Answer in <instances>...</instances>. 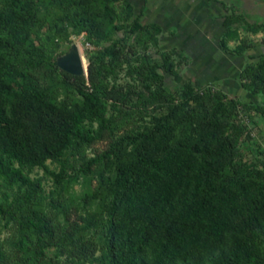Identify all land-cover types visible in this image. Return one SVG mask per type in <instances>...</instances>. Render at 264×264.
<instances>
[{
  "label": "trees",
  "instance_id": "trees-1",
  "mask_svg": "<svg viewBox=\"0 0 264 264\" xmlns=\"http://www.w3.org/2000/svg\"><path fill=\"white\" fill-rule=\"evenodd\" d=\"M118 1L0 0V264H264V168L238 159L247 127L237 120L239 107L264 116V104L191 80L178 99L166 88V74H176L170 55L160 61L121 39L89 56L88 76L55 64L79 102H55L34 76L50 62L33 41L43 10L59 32L68 21L94 45L117 30L157 42L163 27L141 14L116 22ZM128 9L133 15L130 2ZM223 25V46L241 28L264 27L236 12ZM123 72L130 80L120 82ZM241 83L264 96V56L245 66ZM139 120L146 122L114 138ZM104 138L109 147L87 157L86 147ZM36 168L55 189L46 192L31 175ZM79 174L98 183L77 201L65 193ZM8 227L12 235L3 239Z\"/></svg>",
  "mask_w": 264,
  "mask_h": 264
},
{
  "label": "rangeland",
  "instance_id": "rangeland-1",
  "mask_svg": "<svg viewBox=\"0 0 264 264\" xmlns=\"http://www.w3.org/2000/svg\"><path fill=\"white\" fill-rule=\"evenodd\" d=\"M171 2L173 7L178 10V0H167ZM197 1V0H196ZM225 3L223 10H218L214 0L204 1L205 8H210L213 14V21L206 22L200 19L198 22L195 17V23L187 22L178 27L180 31L173 28V23H162L163 30L156 37L157 42L153 39H148V35L126 34L123 30H117L113 33L112 39L100 45H95V49H86L84 43L88 41V35L84 32L76 33L71 27L70 22L66 21L64 28L59 32L52 26L51 20L46 17V11L42 8V20L40 25L33 31V41L37 45H44L50 56V62L35 73L43 85L51 88V96L57 103L67 102L73 104L79 102L81 96L67 84L61 81L60 74L55 69V64L58 65L59 60L75 50L78 47V52L82 57L85 66L89 64V56L96 55L97 50L109 45L112 40L121 39L125 46L131 43L135 45L139 52L148 51L161 61L163 55H170L171 60L175 63L176 74H166V88L168 92L180 98L179 91L182 85L191 80L197 89H211L213 91H221L229 99L236 98L247 105L264 104V96L256 97L252 92L245 90L241 83V72L248 63L255 64L262 56H264V27L259 31L239 29L238 36L228 40L226 46L222 44V38L226 30L223 27L221 17L226 13H242L247 20L254 24L264 25V0H220ZM133 3V15L129 13L128 3ZM137 0H120L115 3L114 13L118 19L122 21L132 22L137 16L138 5ZM169 3V2H168ZM167 3V4H168ZM199 2H196L198 4ZM163 4L166 0H149V10L165 9ZM183 4V3H182ZM209 10V9H208ZM217 10V11H216ZM157 14V13H156ZM118 18V19H117ZM151 17L140 18L143 22ZM216 19V20H215ZM193 25L194 32H184ZM198 27V28H197ZM243 46V52H239L237 48ZM254 58H251V57ZM163 72L162 69H160ZM74 79H71L73 81ZM130 78L121 74L120 82H126ZM168 108H164V112ZM245 109L239 107L237 120L240 124L247 127L246 131L239 140V158L247 162L254 161L259 169L264 168V154L260 155L259 146L264 148V116L256 113L255 109L244 112ZM149 119H146L148 122ZM145 120H139L137 123L125 124L123 127L116 130L114 138L127 129L137 127L140 123H145ZM253 136V141H249L246 137L247 133ZM256 141V142H255ZM110 145V138H104L96 141L94 144L86 147L84 153L87 157H93L98 153L103 152ZM50 170H58L59 164L49 160L47 162ZM34 177H41L46 192L55 189L52 176L43 168H36L32 173ZM98 183V178L95 176H84L79 174L77 180L71 182L67 187L68 198H76L79 201L87 192L95 189ZM50 194V193H49ZM74 208V207H73ZM71 220L77 218L76 210L70 211ZM11 228V226H10ZM9 227L4 229L1 237L3 239L10 237L13 230ZM7 251L10 246H5ZM10 252V251H8ZM88 264H92L88 262Z\"/></svg>",
  "mask_w": 264,
  "mask_h": 264
},
{
  "label": "crops",
  "instance_id": "crops-1",
  "mask_svg": "<svg viewBox=\"0 0 264 264\" xmlns=\"http://www.w3.org/2000/svg\"><path fill=\"white\" fill-rule=\"evenodd\" d=\"M204 1H210V0H178V6L180 7L178 10L176 9V7H173L171 5L170 1L166 0V4H163L162 7H164L165 9H154V11L151 9L149 10V0H137V2H140L139 4L137 3L136 5H138V12L137 15H142V17H151L150 19H148L147 23H157L160 24L163 27L162 23H173V28L176 31H180L181 29H179L178 27H180V25L182 26L183 23H187V22H192L195 23V20L193 17L196 18L197 22L200 19H203L202 21H206L207 23L210 21H213V14L210 11V8L208 7V9L205 8L204 5ZM169 2V3H168ZM196 2H199L198 4H196ZM204 2V3H203ZM215 2V6L218 10H223L224 9V5L225 3L223 1L220 0H214ZM168 3V4H167ZM183 3V4H182ZM133 7L135 6L132 3ZM217 11V10H216ZM157 13V14H156ZM230 13H226L225 15H223L221 17L222 19V25H223V21L226 15H228ZM216 20V19H215ZM142 21V20H141ZM224 27V25H223ZM198 28V27H197ZM195 27L193 25H191L190 27H188V29L184 30V32H194Z\"/></svg>",
  "mask_w": 264,
  "mask_h": 264
},
{
  "label": "water",
  "instance_id": "water-1",
  "mask_svg": "<svg viewBox=\"0 0 264 264\" xmlns=\"http://www.w3.org/2000/svg\"><path fill=\"white\" fill-rule=\"evenodd\" d=\"M58 66L73 75H86L88 76V65L85 66L81 55L78 52V47L75 50L69 52L63 56L59 62Z\"/></svg>",
  "mask_w": 264,
  "mask_h": 264
},
{
  "label": "built area",
  "instance_id": "built-area-1",
  "mask_svg": "<svg viewBox=\"0 0 264 264\" xmlns=\"http://www.w3.org/2000/svg\"><path fill=\"white\" fill-rule=\"evenodd\" d=\"M84 47H85L86 49H95V48H96V46H95L94 44H92L91 42H89V41H86V42L84 43Z\"/></svg>",
  "mask_w": 264,
  "mask_h": 264
}]
</instances>
